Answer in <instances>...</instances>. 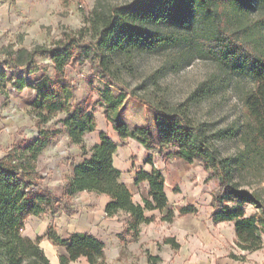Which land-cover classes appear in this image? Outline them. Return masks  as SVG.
I'll use <instances>...</instances> for the list:
<instances>
[{
	"label": "trees",
	"instance_id": "1",
	"mask_svg": "<svg viewBox=\"0 0 264 264\" xmlns=\"http://www.w3.org/2000/svg\"><path fill=\"white\" fill-rule=\"evenodd\" d=\"M87 23L86 28L65 32L48 47L19 48L0 59L6 69L25 68L27 74H34L39 68L36 57L44 56L54 71L53 78L40 75L31 82L23 75L8 79L14 91H33L30 114L35 119L37 135L0 157V264H51L40 246L42 236L32 239L22 234L25 219L71 211L70 198L78 192L107 196L105 215L112 217L121 212L128 216L124 231L133 240L138 237L140 224L154 220V216H145V211L167 207L164 177L158 169L135 172V185L144 181L148 184V197L142 199V204L136 203L120 179V170L113 165L118 144L101 131L100 142L89 149L85 147L84 136L95 131V117L90 104L71 103L73 90L64 72L67 66L84 62L104 83L100 99L105 118L118 139H133L147 151L167 146L177 159L200 165L206 178L216 181L210 194L212 222L231 223L234 243L240 250L251 253L261 249L264 185L261 192L257 187L264 181V0H131L107 11L94 9ZM172 46H183L197 58L212 61L253 83V88L245 90L241 97L242 122L230 133L241 144L232 156H221L202 126L178 108L155 107L157 140L149 128L130 130L114 116L123 104L125 90L110 72L106 53L132 49L157 52ZM1 76H5L4 70ZM59 113L65 114L61 123L70 144L77 146L83 157L67 179L63 196L39 184L35 166L48 141L58 133L44 126ZM216 135L223 137L224 133ZM144 163L153 165L150 154ZM248 205L255 211L247 214ZM187 214L196 215L197 208L190 204L176 206L168 209L161 220L172 223L176 216ZM44 237L52 245L65 248L66 254L58 256L59 264H71L80 257L87 264H107L105 243L91 234L76 232L63 238L50 224ZM164 243L173 249L180 247L173 237L164 238ZM229 257L246 261L244 255ZM160 260L159 256H148L149 264Z\"/></svg>",
	"mask_w": 264,
	"mask_h": 264
},
{
	"label": "rangeland",
	"instance_id": "2",
	"mask_svg": "<svg viewBox=\"0 0 264 264\" xmlns=\"http://www.w3.org/2000/svg\"><path fill=\"white\" fill-rule=\"evenodd\" d=\"M130 1L0 0V59L19 48L48 47L65 32L86 28L94 9L107 11L111 6ZM162 28L167 30L165 26ZM106 56L110 72L125 90L123 104L114 116L126 123L130 130L147 127L157 140L155 107L178 108L193 123L202 126L221 156H232L241 149L239 139L230 133L242 122L241 97L245 90L253 88L249 78L234 76L212 61L197 58L183 46L167 47L157 52L114 50L107 52ZM35 62L39 68L34 74H27L25 68L9 70L0 64V71L5 72V76L0 77V157L11 147L37 135L35 119L30 114L33 91L30 88L14 91L8 82L9 78L20 75L28 82L40 75L54 77L52 63L46 57L38 56ZM64 72L73 90L71 103L90 104L89 110L95 117L96 128L85 135V147L89 149L99 139L101 131L111 134L117 144L123 146V141L116 137L104 115L105 107L100 99L104 83L92 74L90 65L87 62L69 65ZM115 93L119 91L115 90ZM64 117V113H59L44 126L58 133L48 141L35 163L39 184L47 186L57 196H63L68 176L83 161L67 138L61 123ZM219 131L224 133L223 137L216 135ZM126 141V148L121 149L118 155L119 164L127 166L131 162L133 166L145 165L149 151L133 139ZM151 153L153 165L144 167L161 172L171 207L180 206V194L184 198L191 196L198 205L199 215L184 225L178 224L180 217L176 216L172 223H167L161 220L165 213L155 212L154 220L142 225L136 240L124 231L125 214H119L111 224L97 223L92 229L100 234L105 243L107 264H149L148 256H159L161 260L157 264H264V245L255 252L242 251L234 243L230 223L215 224L208 220L209 194L215 189L216 181L207 179L200 165L177 159L167 146ZM124 177L128 180V176ZM263 185L264 181L257 187L259 192ZM131 189L135 194L137 189L133 186ZM138 190L141 191L140 188ZM69 206L71 211L65 212H78L70 201ZM246 210L247 214L255 211L251 205ZM51 215L26 217L22 233L32 238L45 234ZM185 227L189 228L186 231L188 234L183 236ZM173 232L178 236L182 249H173L164 243L166 237L177 240ZM262 238L264 242V234ZM47 254L51 257L49 252ZM230 254L244 255L246 261L234 260L229 257ZM73 264H86V261L80 259Z\"/></svg>",
	"mask_w": 264,
	"mask_h": 264
},
{
	"label": "crops",
	"instance_id": "3",
	"mask_svg": "<svg viewBox=\"0 0 264 264\" xmlns=\"http://www.w3.org/2000/svg\"><path fill=\"white\" fill-rule=\"evenodd\" d=\"M106 135L111 140L116 142L114 137L111 134H106ZM84 138H85V136H84ZM99 142H100L99 139L95 140V143H99ZM127 142L128 141L124 140L123 141V143H124L123 146H119L118 145V147H117V149H116V151H115V153L113 155V165L118 170H120V172H121L120 179L129 188V190H130V192L132 194V200L134 202H136V203L142 204V199L148 197V194H147V192H148V184H147L146 181H144V182H141V183L135 185L134 184L135 172L137 170H139V169H143L145 171H149L148 169H146L144 167V166L149 165V164L145 163V165H143V166L142 165L133 166L131 162H129V164L127 166H124L123 164H119L118 155H119V153H121V151H120L121 149L126 148ZM72 146L75 149V151H77V152L79 151V153H80V150H79V148L77 146H75V145H72ZM149 153H150V155H153L151 153V151H149ZM124 176H128V180H126ZM69 177H71V176H68V178ZM132 186L135 189H137L135 194H133V192H132V189H131ZM138 188H140V190H141L140 192H139ZM165 193H166V197H167V200H168L167 207L165 209H163V210L145 211L144 212L145 216H148V217L149 216H153L155 212L165 213L166 214L167 210L172 208L170 203H169L170 196L167 193L166 189H165ZM180 197H182L180 203H178L180 206H185V205L190 204V205L195 206L197 208V210H198V213L196 215L187 214L185 216L180 217L177 220L178 224L181 223V224L185 225L186 222H189V220H192L196 216L199 215V209H198V205L196 204V201L193 199V197L187 196L186 198H184V196H182L181 194H180ZM210 200H211V197H210V194H209V199H208V204H207L209 210L207 212V218H208L209 221L212 222V219H211L212 209L210 207ZM107 201H108V197L105 196L104 194H97V193H94V192H87V191L78 192L73 197L70 198L71 206L74 207V208L77 207L78 212H72L71 213V212L60 211L61 212L60 214L51 215V219H50L49 223L47 224V226L45 228V232H46V229H47L48 225L53 224L55 226V228H56L57 233L60 236H62L63 238L68 237L72 233L78 232V233L91 234V235L95 236L96 238L100 239L101 241H103V239L101 238L100 234L92 229V226H96L97 223L111 224L112 223L111 221L115 217H117L119 214H123V213L120 212V213H118V214H116V215H114L112 217H107L105 215V213H104V206H105ZM99 213H101V214L99 215ZM29 217H31V216H28V218ZM125 219H126L125 220V228H126V221L128 220V216H126ZM62 221H64V223ZM60 223L63 224V225H61L62 226L61 228L59 227ZM217 224H229V223H217ZM142 225H145V224H140V226H139V234H138L137 239L139 238V235L141 233ZM187 229H189V228L185 227V230L183 231V236L188 234V232H186ZM233 233H234V230H233ZM25 236H28V237L32 238L30 235H25ZM37 236H42V240L40 241V246L42 247V249L45 250V253L47 254V252H49L51 254V257L48 254H47L48 256L45 254L47 256V258L49 259L50 263L51 264H59L58 256L60 254H66L65 248L61 247V246L52 245L44 237V233L43 234H39ZM173 236H176V238L178 240V241L176 240V242L179 243V245H180L179 249H182L183 246H181L180 240H179L178 236L174 232H173ZM32 239H34V238H32ZM80 259H84V261H86V259L84 257H80L77 260L71 262V264H73L74 262H76V261H78ZM86 264H87V262H86Z\"/></svg>",
	"mask_w": 264,
	"mask_h": 264
}]
</instances>
